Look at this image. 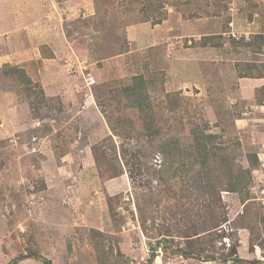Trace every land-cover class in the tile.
Wrapping results in <instances>:
<instances>
[{
	"label": "rangeland",
	"instance_id": "374dc122",
	"mask_svg": "<svg viewBox=\"0 0 264 264\" xmlns=\"http://www.w3.org/2000/svg\"><path fill=\"white\" fill-rule=\"evenodd\" d=\"M256 34L264 0H0V264H264Z\"/></svg>",
	"mask_w": 264,
	"mask_h": 264
},
{
	"label": "trees",
	"instance_id": "16d2710c",
	"mask_svg": "<svg viewBox=\"0 0 264 264\" xmlns=\"http://www.w3.org/2000/svg\"><path fill=\"white\" fill-rule=\"evenodd\" d=\"M257 36H255L254 40L256 38L259 39V41L255 42L258 44V46L260 48L263 47L264 45V36H262L261 34H256ZM235 39V38H234ZM252 65L251 63H249V66ZM11 72L14 73V68L11 69ZM262 72V71H261ZM17 73H18V68H17ZM264 74V72H262ZM253 74V73H251ZM254 76V75H253ZM135 79H140L142 80L141 76H134ZM260 77V76H258ZM264 77V76H261ZM146 84H144L143 82H135L134 84L128 85L127 87H125V90L127 91H131L132 93H134L137 97V101L141 104L142 101L146 98L144 97V95L146 93V88H145ZM145 119L147 120L148 125L152 126V131L150 130V132H153V128H154V119H150L149 117H145ZM153 136V134H151ZM198 135V134H196ZM201 135V134H200ZM201 139L198 140V144H197V151L193 153L194 159L195 160H200V162H208L210 154L212 153L211 151L214 149V143L215 141H213L216 138V135L214 134H208V135H201L199 136ZM169 141V140H166ZM208 143H211V145H208ZM85 146H87V142H85ZM93 146V152H94V156L95 158L98 160V162L101 165H105L106 162H104L103 159L104 156L108 153H104V150H100V146L99 145H92ZM248 161L250 163V165H254L255 162H257V157L256 154H249V158ZM243 174L239 177V181L237 180V188L241 191V195L243 193H245L246 189L249 187L250 183L253 181V175H252V170L250 168H246V170L244 172H242ZM24 256H21L19 258H15L10 264L13 263H17L20 259H23ZM213 257V256H211ZM235 260H239L238 258H235ZM46 264H54L52 263V261L50 259L45 261ZM253 262H259L258 259L253 260Z\"/></svg>",
	"mask_w": 264,
	"mask_h": 264
}]
</instances>
